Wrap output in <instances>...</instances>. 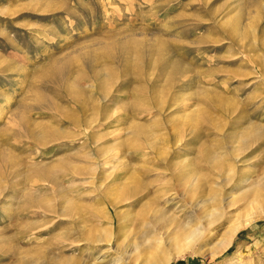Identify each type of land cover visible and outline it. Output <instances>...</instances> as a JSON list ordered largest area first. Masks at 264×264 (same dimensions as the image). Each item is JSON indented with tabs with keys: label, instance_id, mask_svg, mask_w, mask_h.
<instances>
[{
	"label": "rangeland",
	"instance_id": "374dc122",
	"mask_svg": "<svg viewBox=\"0 0 264 264\" xmlns=\"http://www.w3.org/2000/svg\"><path fill=\"white\" fill-rule=\"evenodd\" d=\"M260 127L264 0H0V264H264Z\"/></svg>",
	"mask_w": 264,
	"mask_h": 264
},
{
	"label": "bare ground",
	"instance_id": "6f19581e",
	"mask_svg": "<svg viewBox=\"0 0 264 264\" xmlns=\"http://www.w3.org/2000/svg\"><path fill=\"white\" fill-rule=\"evenodd\" d=\"M251 124V123H250ZM256 126V124L255 123H253V126ZM250 130V134H251V136H255V142L257 141V144H258V146H260V145H262L263 144V141H264V134L262 135V133L263 132H261V127L260 128H255L253 131L251 130V129H249ZM253 136V137H254ZM257 136V137H256ZM247 139V138H246ZM244 142H245V140H244ZM247 142V141H246ZM247 149V148H246ZM244 151H246V150H244ZM244 151H242V152H244ZM235 155V154H234ZM240 155V154H239ZM237 157H238V155H237ZM237 157H236V159H237ZM243 157V156H242ZM231 184V183H230ZM229 184V185H230ZM229 185H228V187H229ZM222 190H223V187L222 186H220V191H221V194H220V199H221V201L224 203V201H226V199L228 198V197H225L223 194H222ZM228 201H229V205H232V204H234L235 203V199H233V198H229V199H227ZM220 201V202H221ZM251 204V206L253 207V208H257V206H258V204H257V199L256 198H253V200H252V202L250 203ZM221 205V204H220ZM229 205H221V208H222V211H220V210H218L219 212H214L213 211V213H212V215H214V216H212V218H210L211 219V221H210V223H209V225H211V228L213 227V226H215L216 224L218 225V224H220V223H223V219H224V217L226 218V219H229V214H228V208H229ZM239 207H241V205L239 206ZM258 208H261V206H259ZM225 220V219H224ZM252 220V219H251ZM250 220V218H247V221H251ZM249 223V222H248ZM242 227V223H240V222H238V223H236L233 227H232V229H231V231H229L228 232V237L225 239V240H223V241H221V248L218 250V251H221L222 252V250H225L228 246H229V244L230 243H232L233 242V238H234V236L237 234V232L239 231V229ZM204 229H206V228H204ZM205 230H203V232H204ZM202 232V231H201ZM206 232H204L203 234H195V236H193L195 239H202L206 234H205ZM205 234V235H204ZM208 236V235H207ZM206 237V236H205ZM98 241H101V239H99ZM129 241V240H128ZM232 241V242H231ZM197 242V241H196ZM126 243H128V242H126ZM139 243H140V241H139ZM189 244V243H188ZM131 245L130 244H128V245H124V249L125 250H127L129 247H130ZM188 246V245H187ZM137 250H139V244H137ZM157 259V253L156 252H152V251H148V250H145V254L144 253H139V255L135 258V260H134V262L132 263V264H154L155 263V260ZM166 264V263H165Z\"/></svg>",
	"mask_w": 264,
	"mask_h": 264
}]
</instances>
